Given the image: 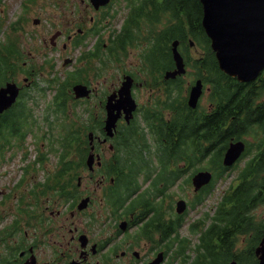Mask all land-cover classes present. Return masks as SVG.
I'll use <instances>...</instances> for the list:
<instances>
[{
  "label": "flooded vegetation",
  "instance_id": "1",
  "mask_svg": "<svg viewBox=\"0 0 264 264\" xmlns=\"http://www.w3.org/2000/svg\"><path fill=\"white\" fill-rule=\"evenodd\" d=\"M2 1L0 0V4ZM43 1L19 0L16 7L20 8V13H17L14 20L10 22L11 30L24 29L23 22L29 21L27 18L29 15L24 13L29 14L35 2ZM80 1L89 6L87 0ZM192 1L194 2L192 13L197 11L200 13L191 25V0H159L154 7L157 12L155 17L151 21L145 17L146 22L140 25V33L136 38L139 42V56L144 61V67H141L140 59L135 64V69H128L125 65L124 73L130 74L133 78L130 90L136 107L128 123L122 117L118 120L112 143L115 144L116 137H123L130 145L142 146L144 149L142 157L146 161L159 162L163 159H175L173 156L153 155L152 153L158 147L186 146L189 147V155H183L178 159H185L191 163V123L193 126L204 124L206 127L213 125L227 127V123L224 122L226 116L229 113L238 112V103H235L236 107L229 105L228 98L225 97L221 105V116L217 114L224 121L217 116H212L213 114L209 115L217 112L215 103L210 100L214 95L212 88L216 86V82L221 81L222 85L255 87V83L264 75L263 69L254 81L239 83L235 78L228 77L216 68L208 71L197 60L191 62V48H197L195 54L198 58H203L206 53L205 48L208 46L207 37L200 23L201 5L199 0ZM35 18L34 23L32 22L34 26L39 21L37 17ZM3 25V17L0 16V50L12 48L15 60L18 57L21 62L18 65L17 75L22 74L23 79L27 80L24 83L19 82L17 104L28 108L33 104V100L28 98L30 94L26 88L33 86L31 78L36 66L48 69L57 65V59L46 49L40 50L37 56L28 51L27 57H24L17 48L16 36L1 38ZM64 29H55L48 41L47 38H40L41 45L56 46L57 40L64 34ZM77 37V33L66 34L67 40L71 41L70 45ZM5 39L7 41H4ZM172 41L184 60L185 72L165 78V71L175 69L171 53ZM61 45H65L64 41ZM78 46L81 47V43ZM149 46H153L155 51L162 46L166 52L165 56H157L166 65V69H162L164 65L161 62L160 73L157 75H147L145 69ZM95 58L101 61L99 52ZM65 61L63 58L62 65ZM121 62L120 57L114 64L111 60L107 65L97 66L95 73L93 72L95 74L93 78L80 79L79 82L90 89V94L88 97L71 99V101L79 102L82 107L79 112L82 113L81 118L92 113L87 127H104L107 96L116 91L120 84L119 81L115 82L111 79L114 76L117 77L119 73L116 74L109 67L113 64L112 67L119 72ZM191 69H193L192 76ZM200 71L204 75H200ZM61 72L64 77L70 73L64 68ZM197 79L202 81V93L197 106L191 108V88ZM15 80L18 81L16 77ZM93 80L96 82L94 86ZM235 92L236 90L231 93L235 94ZM225 94L228 93L225 92ZM258 96L257 102L264 100V93ZM117 98L118 96L113 97V101ZM203 98H207V105L202 104ZM237 99L233 97L232 101ZM229 108H232L231 112ZM259 110L258 116H264V106ZM254 127H264V123ZM105 137L102 132L100 136L90 140L86 155L90 152L95 156L101 155L103 162V147L108 145V138L105 142L103 141ZM222 137L221 135V148H223ZM240 139L247 145L246 158L261 154L262 147L254 145L251 148L249 145V141L253 139V133L247 132ZM230 140H234V137ZM41 152V149H36V154ZM220 152L223 150L220 149ZM205 159L207 162L211 160L209 155ZM116 161V157H113V162ZM97 162L94 160L91 167L86 164L85 169L81 166L77 169V174L69 177L67 181H63L66 178L63 172L56 169L49 175H45L44 181L32 182V187L24 186L20 192L10 196L6 195L8 192L1 194L2 199H13L14 203L11 206L13 210L16 208V217L12 223L5 224L4 209L0 208V264H149L159 255L161 260L156 264H264V248L261 241L264 235V188L232 190L235 198L231 200V204L245 209L254 218L234 220L227 218L200 223H206L202 225L203 230L206 229V234L197 235L196 250L189 255L185 250L179 251V241L176 237L163 235L162 215L140 202L139 194L154 195V190L147 187L130 190L117 187L118 189L115 190V179L108 175L103 163L97 166ZM43 169H46L45 166ZM83 171L85 175L82 174ZM250 176L260 177L264 176V173L254 172ZM83 178H85V184L82 186ZM146 182L151 185L152 178ZM174 185L183 189V184L178 181ZM20 186L18 184L17 187ZM188 186L184 189L186 194L182 197L188 200L191 207V186ZM211 190L204 189L202 192ZM169 191L168 188L156 191L159 193L157 199L164 200L165 197H160L161 193ZM228 191L230 189L224 190V193ZM98 192H101L102 197L96 201L94 194ZM248 199L252 200L249 205H247ZM83 200L85 205L79 208ZM146 204L149 205L147 201ZM167 204L170 205L169 202ZM178 215L172 214L176 218H179ZM219 224L223 226L218 227ZM213 228L216 234L212 233ZM176 236L182 239L179 235ZM27 239L29 240L26 241ZM174 249L175 252L172 251Z\"/></svg>",
  "mask_w": 264,
  "mask_h": 264
},
{
  "label": "rangeland",
  "instance_id": "2",
  "mask_svg": "<svg viewBox=\"0 0 264 264\" xmlns=\"http://www.w3.org/2000/svg\"><path fill=\"white\" fill-rule=\"evenodd\" d=\"M18 1L19 0H3L0 4V16H2L4 20L2 33L3 35H1V38L4 39L5 37L16 36L18 44L17 48L24 57H27L28 51H30L31 54L37 56L40 50L46 49L47 51H50L52 56L57 59V65L51 68L46 73L47 79L53 81L52 88L47 89V91H43L45 93L42 94L41 97L37 98L35 106L30 105L33 112L32 119L36 121L35 124H38V127H31V129L33 130L30 129L31 131H35L34 135L29 134L23 141L19 140L16 142V140L12 139V144H10L5 150L4 159L0 154V208L4 209L5 224L12 223V220L15 219L14 217H16V208L15 210H13V207L11 206V204L14 203L13 199H2L1 194L8 192L7 196H10L15 192L18 193L24 186L32 187V181H44L45 175H49V173L56 171L58 151L62 148L61 141H63L62 136L64 133L63 130L60 131L58 127H67L70 123L76 122L77 115L82 109L79 102L74 103L75 107L73 106V104H70V106H68V104L66 103L67 105L64 111L61 110L57 112L54 117L51 116V109L49 110V108L54 105V87L57 86L60 81L66 79V77H64V74L60 71L62 70V68L71 71L80 67L83 68L85 66H88L87 70L90 71V73H88L90 78L92 76L94 67L104 66L100 64L102 62L97 60V58H88V55L90 56V51L93 49L95 43L97 42V35L90 32L93 27L91 25L90 17L93 16L96 19L99 18V26L98 29H96L98 31V34H101L98 36V39L102 37L103 43H105V46H108L111 32L115 33V35L120 32L124 24L127 22L128 13L132 11L129 8L130 0H111V3L107 7L102 8L98 12L95 10L93 11L90 5L87 7L85 4H82L80 0H61L60 2H56V0H44L42 3L35 2V4L32 5L31 12L29 14L24 13L25 15H29L27 16L29 21H24L22 24L24 26V29L12 31L10 28V22L14 20L17 13H20V8L16 7ZM95 12L97 13L95 14ZM35 17H37L39 21L34 26L33 23L36 19ZM78 27H81L82 30H86V32H83L84 38L82 41L81 38L75 39L73 41L74 44L81 43V47L78 45L74 46L73 43L70 45L71 41L67 40L66 38V34L73 35V33H76L79 29ZM62 28H65L64 34L63 36L59 37L56 46L53 47L51 44H47V46L43 47L41 45L40 38H47L48 41L55 29ZM133 32L139 34V32H137L135 29L133 30ZM30 35H32V38H30ZM4 41L7 40L5 39ZM63 41L65 43L64 46L61 45ZM194 48L191 49L192 55H196L195 52L197 51V48ZM126 50L127 52L124 53L122 49H119L116 46L113 49V51L117 54V57H120L124 64L126 63L125 65H127L128 69H135V64L139 59H141V57L139 56V42L137 40H134L131 44V48L127 47ZM87 52L88 54L85 56ZM104 53L105 52L103 51L102 54ZM200 53L201 52L199 51L198 54L200 55ZM66 57L71 58V61L62 66V59ZM88 61L92 62L93 64H87L86 62ZM104 61L105 63H107L108 59H105ZM140 64L141 67H144V64L141 62V60ZM112 65H110L109 68H111L115 71L116 74H118L119 72H117V70L113 68ZM192 72L193 69H191V73ZM148 75H150L149 72ZM111 79L115 80V82L119 81V79L115 76ZM35 82H37L39 86H44L45 84V82H43L39 78V75H36ZM95 83V80H93L92 85L94 86ZM38 91V89L34 90L35 93H39ZM118 98L120 97L118 96ZM207 103V98H203L202 104L207 105ZM65 115L67 116L66 118L64 117ZM85 120H87V118ZM78 122L84 123L82 121ZM78 122L77 125H81ZM44 131L45 133L43 134V137L48 135L47 133L50 132V134L52 133L51 140L53 141L52 144L49 138L39 141V145L40 142H44V151L46 152L47 158L45 163V165L47 166L46 169H42L39 164L32 162L36 153L34 141L36 137ZM65 132L68 134L71 133V127H67ZM49 145L52 146L51 149H49ZM24 154L27 155L25 159ZM112 154L113 152H110L107 148V145H105L103 147V160H110ZM118 155L120 156V161L123 164L129 163L128 161L123 162L125 156L127 155L126 151L122 150L118 152ZM31 163L38 168V170H36L35 172V177L29 182H25V184L22 183L20 187H17L18 183L16 182H22V178L26 174L23 172V168L27 164ZM243 163V160L239 161L238 163H236V168L225 171L220 178H214L212 184L213 190L211 191V193L205 194L203 196V201L201 203H198V205H193L194 192L191 187V209L189 210L187 216L184 218L182 225L178 227L179 237H184L186 239V242H183L181 246L184 247L186 253H188L189 255H191V252L196 245V235L199 234L198 232L191 231L193 225L198 224L199 220L201 222H204L213 217L216 204L221 201L224 190L228 188L231 181L236 177L238 171L242 168ZM181 164H183V162H180V165ZM186 171H190V168ZM82 174L85 175V171H83ZM137 179L138 183H140L142 187H148V182L146 181L149 180V177L146 181L142 175H140ZM84 184L85 178H83L82 180V186ZM172 188L174 191L177 190L178 195L186 194L184 192V189H186L187 187L184 185L183 189L178 188L177 185H173ZM101 197V192L94 194V200L96 201L101 199ZM203 225H206V223ZM173 236H175V233L173 234ZM28 240L29 239H27L26 241ZM172 251L175 252L176 250L174 249Z\"/></svg>",
  "mask_w": 264,
  "mask_h": 264
},
{
  "label": "water",
  "instance_id": "3",
  "mask_svg": "<svg viewBox=\"0 0 264 264\" xmlns=\"http://www.w3.org/2000/svg\"><path fill=\"white\" fill-rule=\"evenodd\" d=\"M95 8L105 5L109 0H90ZM203 4L202 24L209 38L211 47L215 52L218 64L226 73L236 76L240 81L253 79L264 67V0H200ZM254 23L253 33H249V24ZM174 58L177 61L175 73L183 71L181 56L174 49ZM129 82L119 90L120 101L112 104L108 109L105 129L111 133L115 128V122L119 116L120 108L125 103H130L131 98L128 88ZM85 86L74 85L73 90L76 97L87 96ZM8 89L0 90V112L8 108L15 100V95H7ZM201 92L200 83L191 89V105L196 104L197 97ZM111 110V112H109ZM117 110L118 112H115ZM244 150L242 141L231 142L223 156L225 165L232 164ZM87 163H93V156L89 155ZM100 165V161H98ZM209 171H199L193 178L192 183L195 190L208 183L211 179ZM85 205V200L79 204V208ZM185 201L177 202V212L185 209ZM264 246V237L262 240Z\"/></svg>",
  "mask_w": 264,
  "mask_h": 264
},
{
  "label": "trees",
  "instance_id": "4",
  "mask_svg": "<svg viewBox=\"0 0 264 264\" xmlns=\"http://www.w3.org/2000/svg\"><path fill=\"white\" fill-rule=\"evenodd\" d=\"M192 2H191V7H193ZM136 38H138V34L137 33L133 34L132 30L129 29L126 31L125 37L123 39L120 40V37H117L116 39L115 38L112 39V42H114V44H118L120 47L123 48V45L125 43L132 41L133 39L135 40ZM98 46L100 45L98 44ZM99 51L100 49L98 48H97V51L96 49H94V52L92 53L93 56L94 54H97ZM207 53H210L209 50L207 51ZM212 58L213 57L211 54V57L207 59L208 64H209L208 68H210L211 64L213 63ZM211 60H212V63H211ZM102 62L105 63V61H102ZM78 69L79 68L69 73L68 77L72 79H77L78 75L80 76L81 74V72L79 74ZM241 92H242L243 102L241 104V107L238 109V112L228 115V117L226 118V121H224L223 118L218 116L220 115L219 112H217L218 115L217 114L212 115V116H217L219 119L226 122L228 125L227 127H219L215 125H213L212 127H206L204 124L193 126V124L191 123V169L192 170L199 162V160H197L196 158L197 151H198V146L201 145L203 141H207V140L209 141L208 145L203 148V151H206L207 149H210L209 151L212 150L213 153H215L214 154V158H215L217 154V152H215L216 148H219V149L221 148V145H220L221 135L223 136L222 146L225 148L228 140H230L231 137H234V139H240L244 137L247 132H250V133H253L252 141H254L255 139L259 137L260 132L264 130V127H254L255 125L264 123V116L262 117L258 116V114L260 113L259 109H262V107L264 106V100L257 102V100L259 99L258 95L264 93V78L256 82L255 87L250 86L249 89L248 88L246 90L242 89ZM58 110L60 111L61 107H59ZM23 123L29 126L34 124L32 120H29V119L27 120L25 113L22 111L18 113L10 111L0 117V148L2 150L3 156L5 155V150L10 145L9 142L12 139H17V140L18 138L24 139L26 134L30 132L35 133V131H30L31 127H24ZM67 127H70V126H67ZM67 127H58L60 131L63 130L64 132L62 137H63V141L65 142L72 136L71 133L68 134L65 132ZM87 128H92V127H87ZM79 130L80 129H76V131H79ZM209 132L210 134H208ZM194 137L196 138L201 137L202 140L201 141L198 140L197 142H195L193 140ZM36 138L37 139L41 138V135L37 136ZM82 140L84 144L78 154V156L80 157L78 163H81L84 157V153L88 149V141L86 140V138H83ZM2 142L5 143L3 147L1 146ZM259 144L260 142H256L254 144L249 141V145L251 148L254 147V145L258 146ZM6 145H7V148L5 149ZM59 156L61 157L62 154H60ZM255 158L256 156L251 158L250 161H245L242 168L238 172L241 179L245 177V174L250 173V172L264 173V154L260 156L258 161H255L254 160ZM147 169L148 167L145 164H143L142 166L139 165L138 167V170L141 172H145ZM139 171H137V173ZM251 181H253L254 183L253 187L255 185L264 187V176L254 177ZM241 183H242V186L246 184V182L244 181ZM169 224L170 225L165 226V230L170 229L172 227L173 220L170 221Z\"/></svg>",
  "mask_w": 264,
  "mask_h": 264
},
{
  "label": "bare ground",
  "instance_id": "5",
  "mask_svg": "<svg viewBox=\"0 0 264 264\" xmlns=\"http://www.w3.org/2000/svg\"><path fill=\"white\" fill-rule=\"evenodd\" d=\"M254 23L253 24H249V28H248V31L249 33H253V30H254Z\"/></svg>",
  "mask_w": 264,
  "mask_h": 264
}]
</instances>
